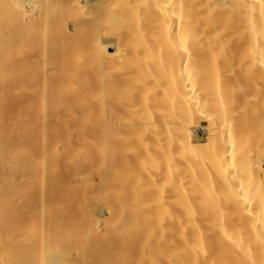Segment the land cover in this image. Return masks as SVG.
Returning <instances> with one entry per match:
<instances>
[{
    "label": "bare ground",
    "instance_id": "6f19581e",
    "mask_svg": "<svg viewBox=\"0 0 264 264\" xmlns=\"http://www.w3.org/2000/svg\"><path fill=\"white\" fill-rule=\"evenodd\" d=\"M0 264H264V0H0Z\"/></svg>",
    "mask_w": 264,
    "mask_h": 264
}]
</instances>
